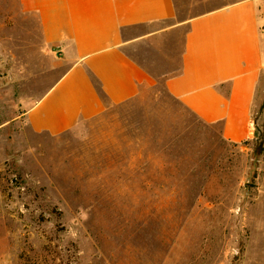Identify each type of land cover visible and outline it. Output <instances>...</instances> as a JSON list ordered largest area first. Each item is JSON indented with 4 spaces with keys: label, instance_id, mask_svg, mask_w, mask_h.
Wrapping results in <instances>:
<instances>
[{
    "label": "rangeland",
    "instance_id": "rangeland-1",
    "mask_svg": "<svg viewBox=\"0 0 264 264\" xmlns=\"http://www.w3.org/2000/svg\"><path fill=\"white\" fill-rule=\"evenodd\" d=\"M233 1L177 0L178 16ZM66 68L38 14L0 0V264H264V141L228 142L163 80L37 132L26 112ZM256 117L264 134V102Z\"/></svg>",
    "mask_w": 264,
    "mask_h": 264
},
{
    "label": "crops",
    "instance_id": "crops-1",
    "mask_svg": "<svg viewBox=\"0 0 264 264\" xmlns=\"http://www.w3.org/2000/svg\"><path fill=\"white\" fill-rule=\"evenodd\" d=\"M67 68L27 110L53 135L137 97L163 80L168 93L231 143L250 140L264 102V2L235 0L179 17L177 0H21ZM129 49L157 52L153 71ZM95 78V80L93 79Z\"/></svg>",
    "mask_w": 264,
    "mask_h": 264
},
{
    "label": "trees",
    "instance_id": "trees-1",
    "mask_svg": "<svg viewBox=\"0 0 264 264\" xmlns=\"http://www.w3.org/2000/svg\"><path fill=\"white\" fill-rule=\"evenodd\" d=\"M94 80H95V82L97 83V81H96V79L95 78H93ZM98 84V83H97ZM166 89V88H165ZM167 91V90H166ZM167 93H168V91H167ZM169 94V93H168ZM101 95H102V97H103V99H104V101H105V103L107 102V101H110L108 98H107V96L103 93V91H101ZM136 98V97H135ZM134 99V98H133ZM132 100V99H131ZM129 101V100H128ZM127 101H125V102H122V103H126ZM110 103H112V104H122V103H113V102H111L110 101ZM103 113V112H102ZM92 119V118H91ZM145 129L146 128H139V130L140 131H145ZM254 138L255 139H257V140H261V142H263L264 141V134H262L261 133V131H260V125L258 124V121H257V117H255V134H254ZM248 141V140H247ZM246 141V142H247Z\"/></svg>",
    "mask_w": 264,
    "mask_h": 264
}]
</instances>
